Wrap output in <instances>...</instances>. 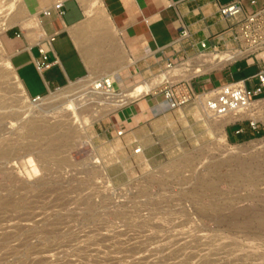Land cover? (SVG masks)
<instances>
[{"label":"rangeland","instance_id":"374dc122","mask_svg":"<svg viewBox=\"0 0 264 264\" xmlns=\"http://www.w3.org/2000/svg\"><path fill=\"white\" fill-rule=\"evenodd\" d=\"M24 1L0 0V70L9 75L8 33L39 39L24 21L3 28V17ZM57 1L41 0V7ZM218 61L212 72L221 68ZM86 78L44 95L55 103L42 119L67 125L54 134L60 142L19 137L31 115L0 121L9 154L23 155L26 142L32 149L21 158H0V264H264V98L226 122L209 119L195 91L184 104L124 127L125 109L140 98L161 105L167 84L103 114L94 97L74 112L61 102L84 94ZM17 86L20 109L42 107ZM124 91L113 84L114 94ZM16 110L0 109L1 118ZM251 121L261 135L230 136Z\"/></svg>","mask_w":264,"mask_h":264},{"label":"crops","instance_id":"0c3cea01","mask_svg":"<svg viewBox=\"0 0 264 264\" xmlns=\"http://www.w3.org/2000/svg\"><path fill=\"white\" fill-rule=\"evenodd\" d=\"M231 1L64 0L61 16L52 12L42 16L41 21L38 18V30L32 28L38 33L37 41L23 33L17 37V30H12L5 49L11 68L30 98L42 97L86 77L113 78L120 90L143 82H148L153 90L185 81L186 77L189 87L199 92L239 80H246L251 86L257 83L256 75L262 68L255 56L224 63L219 65V71L212 72L216 57L199 55L205 51L200 47L202 41L209 46L217 43L221 49L224 43L232 45L229 35L234 21L223 17L219 9ZM255 1L254 5L246 2V8L251 10L264 4V0ZM52 35L54 40L50 42ZM40 47L52 62L43 71L35 65L41 60ZM261 57L264 53L258 55ZM217 58L218 63L222 62L221 54ZM170 62L173 65L168 67ZM195 73L199 74L191 78ZM156 100H135L125 109L123 126L152 118L156 114ZM233 130V138L263 132L259 125L254 128L249 122L238 124Z\"/></svg>","mask_w":264,"mask_h":264},{"label":"built area","instance_id":"2783aa9c","mask_svg":"<svg viewBox=\"0 0 264 264\" xmlns=\"http://www.w3.org/2000/svg\"><path fill=\"white\" fill-rule=\"evenodd\" d=\"M256 4L255 0H233L229 3L220 5V13L223 17L234 21V29L229 35L232 45L224 43L221 49L219 45H208L202 41L199 55H210L218 57L223 56L226 63L232 62L241 57L253 55L257 60L262 62V68L257 73V83L251 86L246 84V80L232 81L221 84L210 90H204L200 95H203V104L209 110L218 115H225L232 111L243 110L247 111L255 102L264 98V58H258V55L264 53V4L254 9H247L245 3ZM52 12L58 15L64 13V0L55 2L52 6L42 11V16H50ZM22 33L18 32L15 36L20 37ZM186 33H183V35ZM50 42L54 40V35L50 37ZM41 60L35 63L39 71H43L52 66L49 61L47 51L40 47ZM173 63H168L171 67ZM102 88L112 90L113 81L108 83L107 79L103 80ZM163 95V103L156 107V114L167 109H173L185 102L189 101L192 96H195V91L189 87L186 81L167 84L160 90ZM40 98L34 97L33 101ZM250 125L256 127V123L251 121ZM123 131H119L122 134Z\"/></svg>","mask_w":264,"mask_h":264},{"label":"bare ground","instance_id":"6f19581e","mask_svg":"<svg viewBox=\"0 0 264 264\" xmlns=\"http://www.w3.org/2000/svg\"><path fill=\"white\" fill-rule=\"evenodd\" d=\"M82 1L87 3L89 0H82ZM40 9H43V10L46 9V8L41 7V0H25L24 2H22L16 6V9L14 10V12L12 14L5 15L3 17V20L5 21V23L3 24V28H7L9 26H12L15 23V21L17 22V20H20V21H24L25 27L30 26V28H33V29L35 28L38 30L39 25L36 22L37 17H38L37 16V10H40ZM228 59H230V58H228ZM227 60H223L222 62L215 64V65L216 66L222 65V64L226 63ZM8 62H9V60H8ZM198 72L201 73L202 71L198 70ZM11 79L12 80L15 79L17 81L16 86L6 85L7 82L10 81ZM86 79L87 80H86V83L84 85L86 92L84 94L81 93V95L78 94L75 96L74 95L73 96L67 95L68 97L66 99L62 100V102H61V103H67L66 104L67 107L69 109H73L74 112H79V110L83 107V106H81V103L84 100L91 98V97H94L96 99H100L99 102L101 103V107H100L98 112H100V114H103V111L120 107V106L126 104L127 102H129L133 99H136V98L140 97L141 95L152 90L151 86L148 82H143L141 84H138L132 90H125L122 94L117 95V94H114L113 92H111V90H106V89L102 88L101 82L105 79H97L94 77H88ZM106 79H107L109 84H111L113 81V78L112 79L106 78ZM0 85H5L4 94L2 96H0V109L18 107V110L13 112L11 116H5V117L1 118V115H0V121L3 120V118H15V119L21 121V115L24 114V115H26V117L31 115V118H26L20 124V127H19L20 135H19V137H21L22 139L28 140L30 138H40V137L43 139L46 136H50V138L47 139L48 142H50V143H52L54 141H58V142L61 141L62 137L60 135L57 136L54 134L58 131V129L66 127L67 125H64L61 123L52 125V124H49L44 119H42L45 115L50 113L51 110H49V109L54 106L55 100L53 99L52 96H49V97L43 96V97H40L38 100H36V101H41L43 103L42 107H39L38 110L33 109L30 105H27V106L20 109L19 104L21 102V97H19V94H17V92H21V89L17 85H21V83L18 80L16 73L14 71H12L11 74L9 75V74L4 73L2 70H0ZM17 88L20 90L18 91ZM22 90L25 91L23 89V87H22ZM25 96H27V94ZM200 96H202V98H203V95H200ZM4 101H5V103H4ZM98 108H99V106H98ZM19 109H20V111H19ZM203 111H204V114L209 119L220 118V119L225 120L226 122H230V121L235 120V119L237 120L239 115L242 114L243 112H245L243 110H237V111H232L230 113H227L225 115H218V114L214 113L213 111L209 110L207 107H205L204 104H203ZM91 117H93V116H91ZM82 120H84V122H87V121L91 122L90 119H87L85 117H83ZM1 145H3V146H1ZM28 145L29 144L26 142V148H25L26 150H25V153L23 155H20V153L19 154L13 153L11 155V154H9V152L6 151L7 144H5L4 142H1L0 143V158L9 157L10 155L12 158H15V157L21 158L25 154L32 153V149H29ZM137 149H139V148H137ZM134 150H136V149H134ZM43 158L47 159V158H51V157L49 154L47 156H43ZM210 168H211V170H210L211 174H213L211 176L215 177L214 167L211 166ZM173 170L177 172V171H179V168L175 167ZM243 175L246 176L245 174H243ZM7 201H9V200H7ZM4 203H5V201H4ZM4 203L0 202V205H2ZM6 203H8V202H6Z\"/></svg>","mask_w":264,"mask_h":264},{"label":"trees","instance_id":"16d2710c","mask_svg":"<svg viewBox=\"0 0 264 264\" xmlns=\"http://www.w3.org/2000/svg\"><path fill=\"white\" fill-rule=\"evenodd\" d=\"M261 134H262V132H260L258 135H261ZM258 135L249 133L248 135H246L244 137H238L237 139L238 140L252 139V138L257 137Z\"/></svg>","mask_w":264,"mask_h":264}]
</instances>
